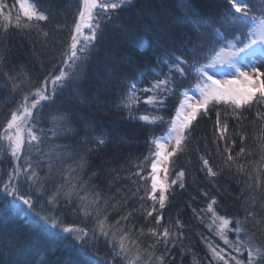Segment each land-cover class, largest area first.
<instances>
[{
    "label": "snow or ice",
    "instance_id": "6c2138e0",
    "mask_svg": "<svg viewBox=\"0 0 264 264\" xmlns=\"http://www.w3.org/2000/svg\"><path fill=\"white\" fill-rule=\"evenodd\" d=\"M18 3L27 22L22 23L21 16L17 15L14 27L42 31L41 22H47L50 15L42 10L40 0H18ZM227 3L230 5L232 22L227 26L221 25L224 29L221 31L215 23L204 21L189 0H184L181 6L194 18V32L190 29L179 40L171 36L164 38L154 61H129L121 71L115 61L109 60L105 72L89 82L87 68L91 59L98 55L97 46L108 35L109 26L113 25L116 35H125L130 31L125 24L116 28L114 21L120 11L133 5V0H80L78 15L70 31V42L39 86L33 84L30 77L21 78L18 72L14 74L12 70L0 68V75L11 84L12 92H19L22 96L15 109L11 110L10 118L0 128V147L6 143L7 152L16 161L7 173V179L0 182V188L6 194L0 197V224L3 225L5 237L3 246L7 248L9 257L6 264H29L23 257L39 251L36 247L26 249L20 245L34 226L42 228L30 217H39L50 223L51 228H59L71 236L68 264H164L165 255H157L154 245H149L151 251L141 247L139 240L144 235V229L134 231L135 225L130 224L136 209L123 211L128 203L127 197L113 203L114 197H106L92 183L96 173L83 180L88 157L97 150L102 151L103 146L111 141L103 130L93 127L90 115L81 116L78 110L82 107L99 110L105 106L100 103L101 96L114 94V90L120 88L124 91L117 107L127 109L129 119L152 124L167 123L166 132L151 140L154 151L150 150L144 158V162L151 161L148 177L141 175L142 164L137 165L138 171L133 175L141 181L151 180L150 190L145 188V195L139 197L153 202L151 210H145L146 217H152L155 221L148 234L156 238L155 243H163L165 251L169 244L174 247L175 241L183 233H177L171 225L158 230L168 191L157 178L158 166L170 163L171 157L186 150L192 136L193 122L201 114L207 115L210 106H231L233 112L238 114L245 107L264 104V0H261L260 8H256L252 0H227ZM5 8L6 5L0 2V26L7 31L12 26V16L5 12ZM61 27L57 25L58 29ZM229 29L232 30L231 39ZM209 30L212 32L211 41L206 40ZM43 36L47 37L48 33L43 32ZM146 46L147 42L138 44L141 52L145 51ZM6 60V55H0V65L6 67ZM152 63L154 67L150 66ZM224 64L234 71L220 78L215 72H210ZM145 80H150V86L139 87ZM186 81L189 87L183 86ZM65 92L68 93L67 98L60 99ZM141 94H148L144 102L154 106L157 111L165 110L167 101L178 96L174 115L167 121L157 114L134 115L133 108L140 103ZM52 107L56 110V114L51 116L52 127H41L48 121V108ZM73 125H79V130ZM215 127L218 139L225 140L228 125L221 123L219 112ZM80 131H83L84 139L75 144L53 142L61 137L75 140ZM70 133L75 135L70 136ZM261 148L264 150V145ZM225 152L226 165L235 166L238 172L248 176V180L243 182L245 186L241 188V195L245 190L249 195L242 201L244 217L234 218L235 227L230 229L235 234L234 240L229 239L226 232L233 218L218 216L213 207L217 203L215 197L208 203V211L220 221L216 235L228 248L227 252L225 249L218 251V246L208 244L209 252L216 264H230V261L234 264H264V242H257V232L264 235V203H260L257 210L258 201L264 198V155L260 161L252 164V172H246L245 165L236 161L242 155H251L250 151L246 153L242 147L234 157L226 145ZM21 159L23 166L19 163ZM200 159L202 170L210 177L217 176L209 160L204 156ZM69 161H73L74 166ZM38 170L44 175L40 176ZM163 171L167 173L168 168L165 167ZM184 177L185 172L180 170L169 187L179 183V187L184 188ZM58 180L63 182L57 183ZM53 184L55 190L47 197V204L52 207L48 210L49 214L41 215L37 205ZM140 191L137 188L132 196L135 197ZM204 195L207 196V193ZM157 204L161 210L159 213L155 207ZM60 207L70 208L72 213L81 217V223L65 225L59 217L51 214ZM153 213L157 214L154 216ZM89 224L90 227L87 226ZM175 225L182 227L179 219ZM10 227L14 232L8 231ZM211 228L212 224H209ZM43 231L47 232L46 229ZM47 234L50 240H43V246L62 243L67 239L56 233ZM102 245L106 246L104 254L99 251ZM244 252L247 253L246 260L239 258Z\"/></svg>",
    "mask_w": 264,
    "mask_h": 264
},
{
    "label": "trees",
    "instance_id": "16d2710c",
    "mask_svg": "<svg viewBox=\"0 0 264 264\" xmlns=\"http://www.w3.org/2000/svg\"><path fill=\"white\" fill-rule=\"evenodd\" d=\"M0 2L6 5L5 12L11 13L12 16V26L7 31L0 26V55L7 56L6 67L0 65V68L12 70L14 74L18 72L21 78L30 77L33 84L39 86V82L48 75L52 64L61 58V53L66 50L70 42V31L78 15L80 0H40L42 10L50 15L47 22H41L42 31L35 28L16 29L14 23L17 15L21 16L22 23L27 22L23 18L18 0H0ZM183 2L184 0H133L132 6L120 11L114 21V26L119 28L121 24H125L130 31L125 35H116L113 32V25L109 26L108 35L97 46L98 55L91 59L87 68L89 82L93 81L98 74L105 72L106 62L109 60L115 61L121 71L129 61L139 63L154 61L164 38L171 36L179 40L180 36L188 34L190 29L194 32V18L186 8L181 6ZM189 2L204 21L215 23L217 28H221V25L227 26L232 22L230 5L227 0H189ZM252 2L256 8L262 6L261 0H252ZM57 25L62 27L58 29ZM223 30L221 28V31ZM43 32H47L48 36L44 37ZM228 36L230 39L231 35ZM206 40H212L211 30ZM141 42H147L144 52H141L138 47ZM150 66L154 67L155 64L152 63ZM145 86H150V80H145L139 85L141 88ZM183 86L189 87L190 85L186 81ZM123 91L124 89L117 88L114 94L101 96L100 103L105 106L99 110L86 107L78 110L81 116L90 115L93 127L103 130L106 138L111 141L103 146L102 151L97 150L88 157V167L83 171V180H88L93 173H96L97 176L92 179V183L97 185L106 197H114L113 203L127 197L128 203L123 211L136 209L130 224L135 225L134 231L144 229V235L140 236L139 240L141 247L149 248V245H154L157 255L162 253L165 255L164 264H209L210 261L216 264L209 252L208 244L218 246V251L225 249L227 252L228 248L216 235L220 221L212 216L207 205L215 197L217 203L213 207L218 216L233 218V223L228 226L226 232L229 239L234 240L235 234L230 229L235 227L234 218H243L245 215L242 201L249 195V192L245 190L241 195V188L245 186L243 182L248 180V176L238 172L235 166L226 165L225 146L230 148L234 157L242 147L246 153L250 151L251 155L240 156L236 163L245 165L246 172H252V164L260 161L261 156L264 155V150L261 148V145H264V104L245 107L239 110L238 114L233 112L231 106H210L207 115L201 114L193 122L192 136L186 150L171 157L167 167V200L162 210L161 227L158 230L162 231L163 226L171 225L177 233L182 232L183 236L175 241L174 247L169 244L165 251L164 244L155 243L156 238L148 234V229L155 226V221L152 217H146L145 210H151L153 202L148 198L144 200L139 198L145 195V188L150 190L151 180L141 181L133 173L138 171L137 165L142 164L141 175L148 177L151 161L144 162V158L149 155L150 150L154 151L151 140L166 132L167 123L152 124L129 119L128 110L117 107ZM146 95L148 94H141L140 103L133 108L134 115L157 114L164 116L165 121L174 115L175 106L179 101L178 96L171 97L167 101L165 110L157 111L154 106L144 102ZM67 96L68 93L65 92L60 99H66ZM21 98V93H13L11 84L0 75V128L10 118L11 110L15 109ZM57 103H60L59 99ZM217 112L220 113L221 123L228 125L225 140L218 139L215 127ZM48 113V121L41 125L46 129L52 127L51 116L56 114L55 108H48ZM73 127L77 130L80 128L79 125H73ZM48 134L51 135V132ZM69 135L75 134L70 133ZM241 136L244 137L243 141ZM83 139L84 133L80 131L75 140L61 137L53 142L68 145ZM232 141L235 143L233 144ZM201 156L209 160L213 170L218 173L217 176L210 177L205 170H202ZM15 163L16 161L7 152L6 146L0 147V182L7 179V173ZM19 163L23 166V159ZM69 164L74 166L73 161H69ZM158 168L160 169L159 166ZM180 170L185 172L184 188H180L179 183L169 187L171 180L176 179V173ZM39 175L43 176L44 172L39 171ZM56 182L62 183L63 181ZM137 188L141 191L133 197L132 193ZM54 190L55 185H50L48 191L41 197L37 205V211L41 215L49 214L48 210L52 206L47 204V197L52 195ZM204 193H207V196ZM5 195L0 188V197ZM260 203H264V198L258 201L257 210H259ZM155 207L159 213L161 211L159 205ZM51 214L59 217L65 225L81 223V217L72 213L70 208L60 207L58 211ZM112 218L115 219V216ZM30 219L42 228L34 226L28 238L20 241V245L26 249L36 247L39 251L23 258L27 259L29 264H68V250L72 247L71 236L61 232L59 228H51L50 223L44 222L39 217H30ZM177 219L181 222L182 227L180 228L175 225ZM209 224H212L211 229H209ZM8 231L14 232V229L10 227ZM3 232V225L0 224V264H6L9 258L8 250L3 246L5 243ZM47 233H56L67 239L62 243H50L48 246H43V240H50ZM257 242H264V235L260 232H257ZM151 250L149 248V251ZM99 251L104 254L106 246L102 245ZM239 258L246 260L247 253L239 255ZM230 264L234 262L230 261Z\"/></svg>",
    "mask_w": 264,
    "mask_h": 264
},
{
    "label": "rangeland",
    "instance_id": "374dc122",
    "mask_svg": "<svg viewBox=\"0 0 264 264\" xmlns=\"http://www.w3.org/2000/svg\"><path fill=\"white\" fill-rule=\"evenodd\" d=\"M232 30L229 29L228 35H231ZM231 39V38H230ZM258 66H260V63H258ZM234 71L232 68H230L227 64L224 65H218L216 68L211 69L210 72H215L217 74V78H220L222 75H226ZM262 71H264V68H262ZM6 146V143H5ZM171 145H169V148ZM160 169L158 171V180L163 183L166 186V173L163 171L165 167H168V164L159 165ZM151 183V181H150Z\"/></svg>",
    "mask_w": 264,
    "mask_h": 264
}]
</instances>
